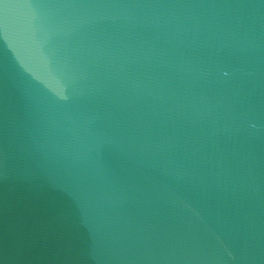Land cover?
Instances as JSON below:
<instances>
[{"label":"water","instance_id":"95a60500","mask_svg":"<svg viewBox=\"0 0 264 264\" xmlns=\"http://www.w3.org/2000/svg\"><path fill=\"white\" fill-rule=\"evenodd\" d=\"M0 264H264V0H0Z\"/></svg>","mask_w":264,"mask_h":264}]
</instances>
